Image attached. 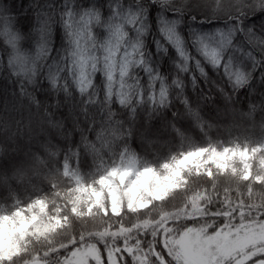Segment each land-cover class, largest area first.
<instances>
[{"label":"snow or ice","instance_id":"1","mask_svg":"<svg viewBox=\"0 0 264 264\" xmlns=\"http://www.w3.org/2000/svg\"><path fill=\"white\" fill-rule=\"evenodd\" d=\"M0 264H264V0H0Z\"/></svg>","mask_w":264,"mask_h":264},{"label":"trees","instance_id":"2","mask_svg":"<svg viewBox=\"0 0 264 264\" xmlns=\"http://www.w3.org/2000/svg\"><path fill=\"white\" fill-rule=\"evenodd\" d=\"M11 0H9V3ZM221 120V129L219 132L213 131L212 141L216 143L217 139H219L220 143H224L225 140H232L235 136L239 137V140L242 143H247L245 141V137L249 138V141L258 140L261 137L260 128L253 127L251 124L246 123L245 120L239 115V113L233 114L229 112L228 114H223L220 117ZM231 132V136L229 137L228 133ZM198 143H203V140H197ZM249 147L255 146L252 143H247ZM166 154V153H165ZM255 165V164H254Z\"/></svg>","mask_w":264,"mask_h":264},{"label":"rangeland","instance_id":"3","mask_svg":"<svg viewBox=\"0 0 264 264\" xmlns=\"http://www.w3.org/2000/svg\"><path fill=\"white\" fill-rule=\"evenodd\" d=\"M225 4H227L229 2V0H224ZM232 141H236V137L234 136ZM240 145L242 146H248L247 143H242L240 140L238 141ZM231 146H235V144H232ZM249 147V146H248ZM259 156V154H257V157ZM254 164H258V159L254 158L252 161ZM236 163H238V161H236Z\"/></svg>","mask_w":264,"mask_h":264}]
</instances>
